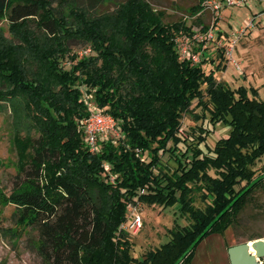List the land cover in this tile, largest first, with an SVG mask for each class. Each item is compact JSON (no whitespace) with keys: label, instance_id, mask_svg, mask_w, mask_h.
I'll use <instances>...</instances> for the list:
<instances>
[{"label":"trees","instance_id":"obj_1","mask_svg":"<svg viewBox=\"0 0 264 264\" xmlns=\"http://www.w3.org/2000/svg\"><path fill=\"white\" fill-rule=\"evenodd\" d=\"M104 1L0 0V13H7L11 29H22V40L40 59L31 75L22 46L9 44L0 48V72L9 96H26L41 124L11 193L0 190L7 199L0 200V220L2 207L14 203V224L4 232L20 238L37 231L46 264H189L207 235L238 223L264 182L254 167L264 155V98L219 80L204 66L215 57L182 58L175 38L192 29L186 21H165V11L150 0H124L98 12ZM204 1L191 7L196 23L203 21ZM32 17L49 37L44 46L27 28ZM72 38L93 47L66 60ZM86 93L123 132L94 151L83 141ZM188 111L209 121L199 124L191 144L181 131ZM220 122L228 133L210 145L208 134ZM138 202L177 204L175 213L187 220L175 222L169 240L142 257L132 252L130 231L120 229L128 205Z\"/></svg>","mask_w":264,"mask_h":264},{"label":"rangeland","instance_id":"obj_2","mask_svg":"<svg viewBox=\"0 0 264 264\" xmlns=\"http://www.w3.org/2000/svg\"><path fill=\"white\" fill-rule=\"evenodd\" d=\"M53 1L56 5L60 0ZM74 1L78 4L89 3V0ZM122 1L124 0H105L96 5V10L98 12L113 11ZM150 1L154 7L165 11V21L184 20L187 24L192 25L190 31L181 32L175 38L180 55L184 47H188L186 43L187 37L191 38V45L188 49L201 50V46L198 45L195 39V34L203 33L210 26L214 20L212 12L203 13V21L196 23L197 14L191 13V7L198 0ZM260 7H262L261 11L256 13ZM220 14L219 25L216 26L217 36L222 31L224 36L227 37L225 33L236 29L250 17H253L255 22L245 30L236 44L234 56L236 61L240 63V67H237L224 54L223 48L217 50L215 41L214 43L213 41L208 42V47L204 51V55L215 57L214 62L204 60V66L207 69L214 68L215 76L219 80L229 83L232 87L245 85L251 95L264 98V0H251L247 5L226 7L221 10ZM39 21V17L29 18L27 28L31 37L36 38L37 40L33 39L38 41L41 46H44L49 37ZM21 30L15 31L11 29V22L7 13H0V48L9 44L21 45L23 51L20 56L22 64L31 75H35L40 69V59L33 54L30 47L22 40L20 36ZM178 37L179 40H177ZM69 46L70 51H68L66 60L70 59V55L84 56L86 55L85 50L90 51L93 47L90 42L82 41L79 38H72L69 41ZM221 53H223L222 56L220 55ZM4 77L0 72V190L10 194L19 179L17 173L20 163L32 151V138L40 136L41 124L35 118L32 107L27 106L26 96L24 97L22 94L9 96L7 92L10 88V83ZM89 97L94 103V96L90 95ZM83 98H85V94H83ZM195 104L196 101L193 106ZM195 109L199 113L203 112L199 106H195ZM86 119H83V127L86 124ZM208 122V119L196 118L191 111L186 112L181 128L183 137L190 144L197 141L199 124L207 125ZM210 126L213 128V125ZM227 133L228 127L221 122L217 123L214 130L208 134L207 141L210 145H214L220 136ZM192 137L194 139H191ZM83 141H86V134L83 136ZM184 145L185 143H183ZM167 158L168 153L163 156L164 161L168 160ZM169 163H174V159H170ZM254 167L256 175L264 173V155L256 162ZM196 195L198 203L202 204L199 194ZM0 200L1 203H6L7 199L5 196H1ZM15 208L16 205L14 203H8L2 207L0 264H46L36 244L37 231L32 230L20 238L4 232L5 227L14 224L12 213ZM177 208V204L163 207L158 203H140V209L144 216V226L137 233H130L131 231L125 230L129 232L134 241L132 252L136 256L142 257L147 249L168 241L170 238L168 230L175 222H187L183 216L175 213ZM225 232L231 237V242H237L241 238H248L256 233H264V182L253 192V198L241 211L238 223L230 226ZM212 237H215V235H212ZM47 264L49 263L47 262ZM193 264H225V260L219 245L217 243L207 245L206 240L197 247Z\"/></svg>","mask_w":264,"mask_h":264},{"label":"built area","instance_id":"obj_3","mask_svg":"<svg viewBox=\"0 0 264 264\" xmlns=\"http://www.w3.org/2000/svg\"><path fill=\"white\" fill-rule=\"evenodd\" d=\"M250 1L251 0H205L201 12H212L214 20L203 33L195 34V39L198 45L201 46L200 51H194L193 48L188 49L191 45V38H186L188 47H184L183 52H181L182 58H189L193 62H199L204 57V51L205 48L208 47V42L213 41L214 43L215 41L217 50L222 47L224 54L230 58L237 67H240V63L236 61L234 56L236 44L245 30L254 24L255 19L253 17L246 19V21L236 29L225 33L227 37L224 36L222 31L217 36L216 26L219 25L218 19L221 17L220 12L222 9L226 7L247 5ZM261 9L262 7H260L256 13L261 11ZM177 40H179V37ZM87 52L88 50H85V53ZM89 96V94H85V101L89 108V116L86 119L84 128L86 142L90 146V149L94 151L99 149L102 141L110 138L115 140L118 136L122 135L123 132L117 118L111 112L97 105L96 102L93 103ZM127 212L128 218L120 225V229L137 233L144 225V216L140 209V203H130ZM260 261L264 264V259H261Z\"/></svg>","mask_w":264,"mask_h":264},{"label":"water","instance_id":"obj_4","mask_svg":"<svg viewBox=\"0 0 264 264\" xmlns=\"http://www.w3.org/2000/svg\"><path fill=\"white\" fill-rule=\"evenodd\" d=\"M231 264H262L264 237L234 243L228 247Z\"/></svg>","mask_w":264,"mask_h":264},{"label":"crops","instance_id":"obj_5","mask_svg":"<svg viewBox=\"0 0 264 264\" xmlns=\"http://www.w3.org/2000/svg\"><path fill=\"white\" fill-rule=\"evenodd\" d=\"M212 235L215 237H212ZM210 236H211V239H210ZM264 237V236H263ZM209 238V239H208ZM213 238V239H212ZM207 240V245H211V244H218L220 249H221V253L223 255V259L225 260V264H231V261H230V258H229V253H228V247L236 242H231L232 239L231 237H229V235H227L226 232H214V233H211L209 235H207L199 244L198 246L203 242H205ZM235 240V239H233ZM210 241V242H209ZM197 246V247H198ZM197 247H196V250H197ZM196 250H195V253H194V256L191 260V262L189 264H193V259L195 257V254H196ZM209 256V255H208Z\"/></svg>","mask_w":264,"mask_h":264}]
</instances>
